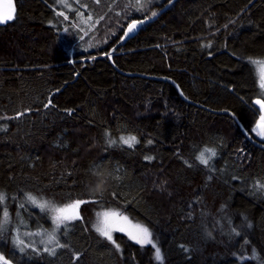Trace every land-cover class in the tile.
<instances>
[{"label": "trees", "instance_id": "16d2710c", "mask_svg": "<svg viewBox=\"0 0 264 264\" xmlns=\"http://www.w3.org/2000/svg\"><path fill=\"white\" fill-rule=\"evenodd\" d=\"M168 1L144 0L136 11L129 0H68V9L9 0L14 18L0 23V218L6 206L11 219L0 254L11 264H264L256 183L264 184V149L231 115L212 111L231 112L264 142L251 131L260 114L253 100L264 92L248 59L264 58V0H173L120 40L128 22ZM77 12L92 20L79 23ZM144 75L171 78L181 94ZM129 135L135 147L107 143ZM204 148L217 153L209 165L196 159ZM28 194L57 206L88 199L82 219L57 231L65 246L54 255L44 251L53 245L24 236L53 226ZM105 210L147 226L163 262L120 231L112 233L119 249L101 236L93 225ZM17 229L33 245L24 252L13 243ZM253 249L258 259H241Z\"/></svg>", "mask_w": 264, "mask_h": 264}, {"label": "snow or ice", "instance_id": "6c2138e0", "mask_svg": "<svg viewBox=\"0 0 264 264\" xmlns=\"http://www.w3.org/2000/svg\"><path fill=\"white\" fill-rule=\"evenodd\" d=\"M56 3L62 4L65 9H68L71 7V5L68 3V0H55ZM78 3V0H76ZM99 2V0H97ZM150 3L151 0H148ZM171 2V0H169ZM131 6L136 11H142L145 7L144 0H135V3H132V0H129V5H126L125 7ZM86 7V6H85ZM14 12L15 8L12 3L6 4L4 6V12L3 14H0V23H4L7 21H10L14 18ZM77 15L80 16V22L81 24H89V22L92 20L91 14L87 17V19L84 18L83 13L77 12ZM157 13L153 12L152 16H155ZM58 16H63L64 19H68V16L65 15L64 11L57 12ZM99 19H103V17H100ZM143 20H133L131 23L128 24L127 30L124 32V35L121 37V39L127 38L131 33L135 31V29L138 27L139 24H142ZM96 23H99V20L96 21ZM95 25H90V29L94 28ZM226 27V25H225ZM83 31V29H81ZM87 34V33H85ZM80 39H84L83 36L80 37ZM92 47L93 45H89ZM207 47L211 46V42H209ZM109 57L112 55L111 52L106 53ZM95 59V57H93ZM249 61L257 66V70L259 72L260 77V87L261 89H264V58H248ZM51 103V101H49ZM257 105L260 106V110L264 112V99H257L255 101ZM49 105H45V107H48ZM70 111V110H69ZM227 111V110H225ZM18 115H22L18 114ZM252 132H254L257 136H260L264 138V114L260 115L258 121L256 122V126L251 129ZM106 136L109 134L106 132ZM107 143L109 145H117L118 143L123 145H128L129 148L135 147L139 141L137 140L136 136L129 135L127 137L121 136L119 137V141L117 139L109 138L107 140ZM148 143H152V141H148ZM206 153L208 155H206ZM217 155L215 149L213 148H204L199 152V155L196 157L197 160H199L200 163L204 165H209V161ZM146 160H151L153 157L146 156ZM187 163V161H185ZM191 166V165H189ZM100 165L95 166V170L93 171V175L99 178L103 175L101 171ZM103 182V181H102ZM257 183V190H264V184H260L259 181ZM95 194V193H93ZM7 199V196L5 193L0 192V205H4V201ZM26 200L30 202L33 205H36L41 209V211H50L52 213V223L53 228L52 231L49 232L47 229L43 231V234L47 236V241L41 240V243H47L49 245H53L52 247H45L44 251L49 252L50 254L54 255L56 248L64 247L65 245H61L59 241L57 240L56 233L60 229L61 225H66L67 222L80 219V206L84 203H87L88 201L84 200H73L70 203L64 204L63 206H57L54 202L48 201V200H41L38 199L36 196L32 194H28L26 196ZM24 207V204H21V208ZM17 216H19V213H17ZM97 223L93 225L95 230L104 238L111 241L117 249H119V244H116V241L113 239V231H121L124 232L126 229L124 227H119L116 223L113 222V220L117 221H127L128 218L126 216H121L119 212L116 211H105L102 213H97ZM10 215L7 210V207L5 206L3 208V216L0 218V233H3L7 231V225L10 223ZM20 224H24L23 220H20ZM42 233L40 231H37L35 233L25 232L24 236H40ZM128 235L131 239L135 240L138 244L141 246L144 245H151L155 249V258L157 261L163 262V255L161 252V249L156 245L153 239V234L149 230L147 226L137 224L134 226V231H128ZM13 243L16 247L19 248L21 252L25 251V248L32 247V244H25V241L21 238L19 234V229H17V235L13 238ZM258 255L256 253V250L253 249L252 256L251 257H241V259H258ZM0 264H11V261L8 260L3 254H0Z\"/></svg>", "mask_w": 264, "mask_h": 264}, {"label": "water", "instance_id": "95a60500", "mask_svg": "<svg viewBox=\"0 0 264 264\" xmlns=\"http://www.w3.org/2000/svg\"><path fill=\"white\" fill-rule=\"evenodd\" d=\"M171 1H173V0H171ZM10 2H9V0H0V14H3V12H4V6L6 5V4H9ZM170 2L168 1L164 6H162L160 9H158L155 13H159V12H161L168 4H169ZM156 14V15H157ZM155 15V16H156ZM155 16H148V17H144V18H139V19H136V20H143L144 22H147V21H149V20H151L152 18H154ZM132 22V21H131ZM131 22H129V23H131ZM143 22V23H144ZM128 23V24H129ZM128 24L126 25V27H125V29H124V31H123V33H122V35H121V37L124 35V32L127 30V26H128ZM141 24H139L138 25V27L135 29V31L133 32V33H131L127 38H129V37H131L132 35H134L135 34V32L137 31V29L139 28V26H140ZM127 38H124V39H121V41H124V40H126ZM110 52H111V50H110ZM121 73H123L122 71H120ZM126 74V73H125ZM127 74H130L131 75V73H127ZM135 74V73H134ZM135 75H137V74H135ZM144 76H147V75H144ZM147 77H149V78H154V79H166V80H168L171 84H173V86L176 88V90H177V92L179 93V94H181V91H180V89H179V87L177 86V84L171 79V78H168V77H166V76H152V75H149V76H147ZM213 112H218V113H228L229 115H231L233 118H234V120L236 121V123L239 125V127H240V129H241V131H242V133H243V135L250 141V142H252L253 144H255L256 146H259V147H261V148H263L264 149V142H261V141H258V140H256V139H254V138H252L251 137V135L245 130V129H243V127L240 125V123H239V121L237 120V118L231 113V112H229V111H225V110H212ZM77 199H79V200H88V199H86V198H74V199H72V200H70L69 202H67V203H70L71 201H73V200H77ZM66 203V204H67ZM80 212V211H79ZM80 217H81V214H80ZM76 220H81V218L80 219H76ZM72 221H74V220H72Z\"/></svg>", "mask_w": 264, "mask_h": 264}, {"label": "rangeland", "instance_id": "374dc122", "mask_svg": "<svg viewBox=\"0 0 264 264\" xmlns=\"http://www.w3.org/2000/svg\"><path fill=\"white\" fill-rule=\"evenodd\" d=\"M254 69H255V73H256V77H257V84H258V87L260 88V90L261 91H263L264 92V89H261V87H260V77H259V72H258V70H257V66L256 65H254ZM257 99H254L253 100V103L259 108V110H260V106L259 105H257L256 103H255V101H256ZM262 114H264V112H262L261 110H260V114H259V117H260V115H262ZM259 117L257 118V120H256V122L258 121V119H259ZM256 122L254 123V125H253V127H255L256 126ZM252 127V128H253ZM253 135L256 137V138H258V139H261V140H264V138H262V137H260V136H257L254 132H253ZM63 206V205H62ZM105 211H112V210H105ZM105 211H102V212H105ZM102 212H100V213H102ZM121 216H125V215H123V214H121ZM81 219H82V217H81ZM113 222L114 223H116L119 227H124L125 229H126V231H124V232H122V233H124V234H126L128 237H129V235H128V231H134V226L135 225H137V224H140V223H135V222H132V221H130L129 219L127 220V221H117V220H113ZM140 225H143V224H140ZM145 226V225H144ZM52 228H53V226H52ZM52 228H51V231H52ZM50 231V232H51ZM118 231V230H117ZM29 232V231H28ZM114 232V231H113ZM121 232V231H120ZM30 233H35V232H33V231H31ZM31 237H34L35 238V240L37 241L36 243H40L41 244V240H43V241H47V236L46 235H44L43 233L40 235V236H31ZM130 238V237H129ZM131 239V238H130ZM133 240V239H132ZM133 241H135V240H133ZM136 242V241H135ZM43 245H45V244H47V243H42ZM239 258V257H238Z\"/></svg>", "mask_w": 264, "mask_h": 264}, {"label": "bare ground", "instance_id": "6f19581e", "mask_svg": "<svg viewBox=\"0 0 264 264\" xmlns=\"http://www.w3.org/2000/svg\"><path fill=\"white\" fill-rule=\"evenodd\" d=\"M165 4H166V3H165ZM165 4H164V5H165ZM164 5H163V6H164ZM159 9H160V8H159ZM150 16H151V15H150ZM146 17H148V16H146ZM143 18H144V17H143ZM138 19H139V18H138ZM134 20H136V19H134ZM132 21H133V20H132ZM130 22H131V21H130ZM128 23H129V22H128ZM128 23H127V24H128ZM144 23H145V22H144ZM127 24H126V25H127ZM142 24H143V23H142ZM142 24H141V25H142ZM125 27H126V26H125ZM124 29H125V28H124ZM123 31H124V30H123ZM120 40H121V37H120ZM260 140H261V139H260ZM263 141H264V140H263Z\"/></svg>", "mask_w": 264, "mask_h": 264}]
</instances>
